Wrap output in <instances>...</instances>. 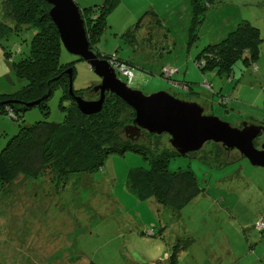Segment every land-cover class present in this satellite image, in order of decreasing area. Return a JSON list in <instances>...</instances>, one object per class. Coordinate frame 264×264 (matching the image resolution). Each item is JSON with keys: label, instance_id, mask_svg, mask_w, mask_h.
<instances>
[{"label": "rangeland", "instance_id": "rangeland-1", "mask_svg": "<svg viewBox=\"0 0 264 264\" xmlns=\"http://www.w3.org/2000/svg\"><path fill=\"white\" fill-rule=\"evenodd\" d=\"M75 2L82 9L109 8L98 55L124 62V69L120 66L123 75L129 76L132 69L130 88L147 96L165 91L197 102L206 114L233 126L241 127L244 121L264 122V0H214L197 26L201 38L196 44L189 42L190 28L197 33L192 24L193 0ZM3 14L0 6V18ZM242 21L260 30L263 41L257 60L249 66L238 62L230 79L215 72L202 74L195 61L202 47L223 40ZM98 28L93 29V44ZM32 36L29 30L0 39V45L13 54L10 61L4 52L0 56V95H14L26 84L17 77L13 64L29 55ZM61 63H74L76 94L85 101L100 99L95 89L101 79L85 61L63 50ZM164 66L166 76L167 71L170 75L175 69L180 71L174 81L196 83L194 93L172 87L161 76ZM207 79L225 99L201 87ZM69 107L62 90L57 89L48 112L35 107L21 123L0 114V152L22 125L63 123ZM120 121L105 135V141L111 144L119 135L130 145L125 133L130 121L125 116ZM150 136L141 139L149 150L147 155L171 154L164 150L171 151L167 137ZM203 149L188 157L176 155L170 163L171 172L193 171L203 189L180 212L155 200L140 201L130 189L129 173L151 167L145 156L135 152L112 154L97 172L73 174L65 183L20 176L0 192V264H264V232L254 230L264 223V168L252 166L238 152L228 155L217 144L208 143ZM221 152L225 154L221 156Z\"/></svg>", "mask_w": 264, "mask_h": 264}, {"label": "trees", "instance_id": "trees-1", "mask_svg": "<svg viewBox=\"0 0 264 264\" xmlns=\"http://www.w3.org/2000/svg\"><path fill=\"white\" fill-rule=\"evenodd\" d=\"M213 2L214 0H193L192 24L196 31L203 19V12H207V6H211ZM0 6L4 13L0 18V39L5 40L12 35L33 31L29 55L13 64L17 77L24 80L26 84L14 95H0V114L9 115L13 120L21 123L24 115L35 107L48 112L49 102L57 89L62 90L70 103V107L65 111L66 119L63 123L42 121L29 126L22 125L19 133L2 149L0 152V192L12 185L20 176L30 181L47 177L57 183H65L73 174L97 172L112 154L124 155L128 152H135L145 156L151 166L146 171L137 170L129 173V187L140 201L155 200L158 204L180 212L201 194L203 189L199 186L193 171L189 168L175 172L169 170L171 161L177 157L172 148L171 151L164 149L171 154L163 151L162 156L154 157L149 156L150 153L147 155L149 150L141 144V140L137 144L129 145L120 140L117 135L113 138V143L109 144L105 141V135L117 128L116 123H122L120 120L123 116L130 121L129 125L134 119V110L121 98L107 94L103 109L98 114L87 116L79 110L69 91V76L64 72V68L73 70L74 89L76 76L74 63H61V55L65 48L50 19L51 6L45 0H1ZM108 10L107 7L99 10L96 6L92 9H84L82 12L90 48L97 54L100 52L98 48L100 37L106 27L105 11ZM95 16L98 17L97 20ZM98 25L100 28H98L96 37L97 42L93 44V29ZM189 35V42L192 41L194 44L201 38L198 31L195 33L192 28H190ZM262 41L259 28L248 21H242L223 40L216 41V43L210 41L204 45L195 59L196 65L202 74L215 72L220 78L230 79L234 66L238 62L249 66L251 61L257 60ZM0 50L4 52L6 59L9 61L12 59L13 54L7 51L4 45H0ZM119 60L112 57L109 59L113 65L118 63L122 65L124 62ZM78 61L84 62L79 58ZM164 68L165 66L161 70V76L172 83V87L186 94L194 93L192 91L196 83H178L173 78L180 71L174 68L175 73L167 77ZM118 77L125 79L119 73ZM133 81L134 73L128 85ZM201 87L211 95H217L221 99L226 98L222 92L218 94L214 92V86L208 82V79L201 84ZM73 93L76 97L84 99L83 96L75 93V89ZM43 98L40 104L27 107L28 103ZM6 102L9 104H4ZM128 114L131 115L130 118ZM146 136L152 137L149 134ZM153 147L154 145H151L152 149ZM223 154L225 153L221 152V156ZM172 257H175V254ZM89 264L95 263L90 262Z\"/></svg>", "mask_w": 264, "mask_h": 264}, {"label": "water", "instance_id": "water-1", "mask_svg": "<svg viewBox=\"0 0 264 264\" xmlns=\"http://www.w3.org/2000/svg\"><path fill=\"white\" fill-rule=\"evenodd\" d=\"M51 6L50 18L55 25L65 50L84 60L101 79L95 91L100 93L97 101H85L73 93V70L70 76V94L79 110L87 116L102 111L107 94L121 98L135 112V119L125 128L126 136L132 143L139 142L145 134L167 137L168 145L179 157H188L203 150L206 144L220 145L227 153L238 152L239 157L248 160L254 167L264 168V143L260 148L256 141L264 134V124L242 122L241 127L205 113L197 102L181 100L168 92L161 91L145 95L129 87L118 77L117 67L109 60L100 58L91 50L87 37L84 9L75 0H45ZM38 100L28 103L34 107ZM9 104V103H4ZM227 157V156H226Z\"/></svg>", "mask_w": 264, "mask_h": 264}, {"label": "built area", "instance_id": "built-area-1", "mask_svg": "<svg viewBox=\"0 0 264 264\" xmlns=\"http://www.w3.org/2000/svg\"><path fill=\"white\" fill-rule=\"evenodd\" d=\"M115 66L117 67L118 73L121 74V75H123L122 72H123L124 67L121 66V64H119V63H118L117 65H115ZM120 66H121L123 69H121ZM128 73L130 74L129 76H127V75L124 74L123 77L125 78V80H126L127 83H131L132 78H133V73H132V71H131V72L129 71ZM166 73H167V76L170 75L168 71H167ZM261 220H262V218L260 219V221H261ZM260 221H259V222H260ZM259 222H258V223H259ZM256 227H257L256 229H258L259 231H264V230L262 229V228L264 227V223H263V222H261V223L259 224V226L256 225Z\"/></svg>", "mask_w": 264, "mask_h": 264}, {"label": "flooded vegetation", "instance_id": "flooded-vegetation-1", "mask_svg": "<svg viewBox=\"0 0 264 264\" xmlns=\"http://www.w3.org/2000/svg\"><path fill=\"white\" fill-rule=\"evenodd\" d=\"M115 57V56H114ZM115 59H116V57H115ZM92 70V69H91ZM67 75H69V74H67ZM261 143V145L264 143V134H263V136L260 138V139H258L257 141H256V146L258 147V148H260V146H259V144ZM204 150V149H203ZM202 150V151H203ZM228 155H229V153H228ZM260 219V218H259ZM258 219V220H259ZM254 230H256V231H258V232H264V231H259L258 229H256V227L254 226Z\"/></svg>", "mask_w": 264, "mask_h": 264}, {"label": "crops", "instance_id": "crops-1", "mask_svg": "<svg viewBox=\"0 0 264 264\" xmlns=\"http://www.w3.org/2000/svg\"><path fill=\"white\" fill-rule=\"evenodd\" d=\"M1 54H2V52H1V50H0V56H1Z\"/></svg>", "mask_w": 264, "mask_h": 264}]
</instances>
